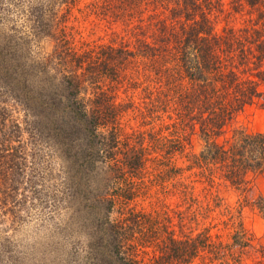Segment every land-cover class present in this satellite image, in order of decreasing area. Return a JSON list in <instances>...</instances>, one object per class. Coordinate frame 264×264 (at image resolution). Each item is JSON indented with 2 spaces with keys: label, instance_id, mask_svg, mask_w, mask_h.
I'll use <instances>...</instances> for the list:
<instances>
[{
  "label": "trees",
  "instance_id": "obj_1",
  "mask_svg": "<svg viewBox=\"0 0 264 264\" xmlns=\"http://www.w3.org/2000/svg\"><path fill=\"white\" fill-rule=\"evenodd\" d=\"M83 1L119 42L76 44ZM225 1L0 0V264H264V243L242 225L226 245L206 230L171 231L148 256L126 242L153 236L150 217L130 209L117 218L151 161V182L197 168L190 181L218 179L243 196L239 215L264 218L253 185L264 173V131L232 128L247 107L264 108V0ZM226 7L252 11L254 25L218 32ZM131 108L172 131L124 134ZM194 139L198 154L186 150ZM193 190L181 189L185 204ZM33 209L44 234L19 250L8 231Z\"/></svg>",
  "mask_w": 264,
  "mask_h": 264
},
{
  "label": "rangeland",
  "instance_id": "obj_2",
  "mask_svg": "<svg viewBox=\"0 0 264 264\" xmlns=\"http://www.w3.org/2000/svg\"><path fill=\"white\" fill-rule=\"evenodd\" d=\"M226 4L228 0L225 1ZM85 1L81 2L73 14V23L77 34L75 41L78 46L82 41L92 42L95 44L106 43L115 40L114 35H110L107 27L101 26L93 16L87 17L88 10L84 7ZM244 10V9H243ZM246 10V9H245ZM236 13L226 7L223 12L219 14L215 20V29L220 32L222 28L229 27L233 29H242L254 25L256 14L252 11ZM100 25H103L101 23ZM114 27V26H113ZM117 37V42H119ZM121 98H125V94H120ZM141 96L136 95V103L140 105ZM149 121V120H148ZM153 120L152 124H147V118L137 116V111L131 108L121 117L122 131L124 134H129L134 131H139L147 134L148 131L158 132V136H168L169 132L163 128L164 122ZM151 122V121H149ZM232 128L242 129L249 133L264 131V108L256 106L247 107L243 112L239 113L232 121ZM147 145V142H146ZM202 141L194 139L189 146L186 147L191 153L198 154L202 148ZM180 157V156H179ZM177 157L175 164H180L183 168L189 163L183 157ZM153 158V155H152ZM167 162V159L166 161ZM158 166L156 161H151L148 164V171L144 174V179L141 181V189L136 191L133 199L124 205L123 210L117 213V218H121L128 210L133 209L135 212L144 213L151 219V233L152 237H148L147 241L138 243L139 233H135V241L126 242V249L129 247L136 248L138 253H147L148 256L152 254L158 255L160 246L171 231H176V237L183 235L185 232H191L194 235L197 232L206 230L211 236L213 242H221L224 245L231 242V237L238 226L242 227L252 235L256 243H264V218L258 214L251 215L243 213L239 215L240 205L243 196L240 191L231 186L224 187L218 179H215L213 186H208L200 178H196L201 182L190 181L189 176L193 172H199L197 168L192 171H185L181 177H166L160 183L151 182L147 177L152 169ZM164 167V166H163ZM147 168V167H146ZM165 170L164 168H162ZM154 181V180H153ZM185 185H194L192 196L195 198L194 203L185 204L182 200L181 189ZM255 188L264 195V173L255 178L253 181ZM178 192L175 194V192ZM121 215V216H120ZM184 215V219L183 216ZM25 220L17 231L12 233L9 229L8 234H13L14 241L19 244V250H26L30 247L32 242L37 238L41 241V233L39 231V219L41 215L35 209L31 210L25 215ZM185 224L184 227L182 225ZM42 229V227H40ZM44 230V229H43ZM175 233V232H174ZM135 243L136 246H135ZM140 254L137 258L142 257ZM212 263L207 256H201L193 260L192 264H215ZM228 264H240V262H229Z\"/></svg>",
  "mask_w": 264,
  "mask_h": 264
}]
</instances>
